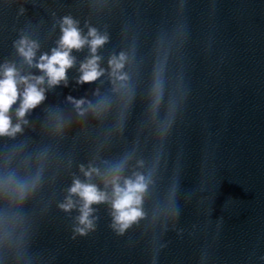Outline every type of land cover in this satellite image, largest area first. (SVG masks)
<instances>
[{"label": "clouds", "instance_id": "9594fccd", "mask_svg": "<svg viewBox=\"0 0 264 264\" xmlns=\"http://www.w3.org/2000/svg\"><path fill=\"white\" fill-rule=\"evenodd\" d=\"M23 11V9H21ZM61 37L57 42V47L51 50V54H42L39 61L34 64V58L39 45L26 36H22L14 42V46L25 63L30 67H36L43 75H21L14 64L6 63L2 66L3 74L0 78V137H15L22 132V124H27L26 115L35 109L45 100V88L42 85L47 81L48 88L67 84V71L75 64V57L71 55L73 50H81L88 46L90 56L81 63L77 79L78 84L92 83L105 74V69L100 67L101 57L97 51L107 41L108 36L101 35L96 28L89 27L87 35H82L78 27V21L70 16H65L60 22ZM127 56L124 52L113 55L108 66L109 76L113 83L119 82L121 87L126 86L128 80L127 73L124 72ZM21 86L23 90L21 91ZM153 92L155 102L160 100V81L157 78ZM20 100L19 107L16 108L17 122L13 124L9 115L12 106ZM69 103L73 104L80 115H84L83 106L88 104L94 112H100L107 104L106 99H101L96 105L85 99H76L68 96ZM123 164L114 165L107 173H101L99 169L89 165L85 168L80 166L86 181H91L93 175L100 176L105 189L111 188V194L101 190L96 184L81 181L74 178L72 185L68 189V195L59 204V208L70 213L73 209L79 211L73 226L74 235L86 236L94 231L96 217L93 215L95 209L93 205L107 203L111 208L112 229L117 235H123L134 224L144 218L143 203L148 190L150 180L141 173H133L132 177H124L122 172ZM39 183V176L30 179L18 177L14 173H9L0 180V187L6 194L12 195L18 203H23L28 195L33 192ZM77 197L78 199H74ZM175 214V212H174Z\"/></svg>", "mask_w": 264, "mask_h": 264}]
</instances>
